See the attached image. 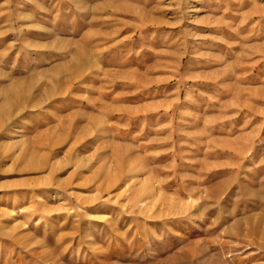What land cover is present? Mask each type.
<instances>
[{
	"label": "rangeland",
	"instance_id": "obj_1",
	"mask_svg": "<svg viewBox=\"0 0 264 264\" xmlns=\"http://www.w3.org/2000/svg\"><path fill=\"white\" fill-rule=\"evenodd\" d=\"M0 264H264V0H0Z\"/></svg>",
	"mask_w": 264,
	"mask_h": 264
},
{
	"label": "bare ground",
	"instance_id": "obj_2",
	"mask_svg": "<svg viewBox=\"0 0 264 264\" xmlns=\"http://www.w3.org/2000/svg\"><path fill=\"white\" fill-rule=\"evenodd\" d=\"M145 182H146V181H145ZM140 183H141V182H140ZM143 184H144V183H143ZM143 187H144V186H143ZM143 187H142V188H143ZM173 202H174V201H173ZM174 205H175V204H174ZM174 205H173V207H174Z\"/></svg>",
	"mask_w": 264,
	"mask_h": 264
}]
</instances>
